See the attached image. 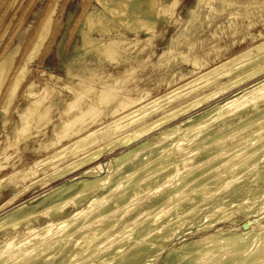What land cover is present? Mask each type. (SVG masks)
Masks as SVG:
<instances>
[{
	"label": "bare ground",
	"instance_id": "obj_1",
	"mask_svg": "<svg viewBox=\"0 0 264 264\" xmlns=\"http://www.w3.org/2000/svg\"><path fill=\"white\" fill-rule=\"evenodd\" d=\"M58 1L0 38V264H264V0H71L33 66Z\"/></svg>",
	"mask_w": 264,
	"mask_h": 264
},
{
	"label": "rangeland",
	"instance_id": "obj_2",
	"mask_svg": "<svg viewBox=\"0 0 264 264\" xmlns=\"http://www.w3.org/2000/svg\"><path fill=\"white\" fill-rule=\"evenodd\" d=\"M245 1L246 0H244V2ZM255 1L260 2L261 0H255ZM0 2H1V5H0V38L2 37L3 33L6 31V33L4 34V41L6 39H8V37H10L11 40L13 42H15V40L17 39V32H19L21 30V28H23L28 23V21L30 19H32V21H33L31 23L32 26H31L29 32L27 33V36L25 37V41L22 43V46H24L26 44L27 38L34 31V29L38 25L39 21L42 19V16L50 8L49 0H10V3H9V0H0ZM73 5H74V2H72L71 0H59L58 1L56 9L53 13L54 34H53V36H50V40H49L50 45L48 46V48L43 49V45L47 41V39H46L47 36L49 38V34H48L45 37V40L43 41V43H42L43 45H41L39 52H37L40 54L39 55L36 54L34 59H33V62H34V63H32L33 66L35 63L37 64L38 60H40L41 62H44L45 61L44 60L45 54H47L49 52V50H51L53 47H54L53 50H56V48L61 44V41H62V39H61L62 32L61 31L63 29V26L67 25V24H65V22L67 20V15L72 10ZM182 5H184L183 7H185V8H186V6H187V8L193 7L195 5V0H183ZM58 7H62V10H61V8H58ZM185 11L182 10V12H180V15L185 17L186 16ZM34 13H37V14H34ZM221 21L225 22L223 14L219 18L216 16L211 17L210 18V22H211L210 25H207L206 21H204L203 17H200V20L196 19V22L191 24V27L188 29L187 34L190 38H193L194 36H196V37H209L208 35L210 34V31H212V29L214 28V26L216 24H218V23L220 24ZM69 27L67 26L68 29H71V27L70 28ZM219 39L220 38H216V44L217 45L224 44L226 42L230 43V38H228L227 41H220ZM66 45H67V43H66ZM239 49H240V47H238V46L234 47L232 52H235ZM198 53H200V52H198ZM220 58H222V57H220ZM54 60H55V58H54ZM155 62H156V60H154L153 63H155ZM39 66H41V64H38V67ZM53 66L54 65H51V67H53ZM44 68H48V67L44 66ZM54 68L55 67H53V69ZM70 180L71 179H67L66 180L67 183H69ZM66 181H60L61 183H59V184H63ZM22 201L26 202L27 198L23 199ZM154 262H153V264L157 263V261H154Z\"/></svg>",
	"mask_w": 264,
	"mask_h": 264
}]
</instances>
